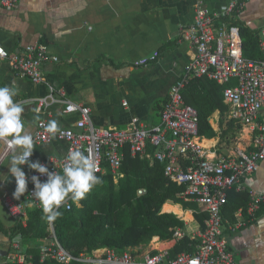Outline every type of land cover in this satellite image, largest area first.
I'll use <instances>...</instances> for the list:
<instances>
[{
    "label": "built area",
    "instance_id": "built-area-1",
    "mask_svg": "<svg viewBox=\"0 0 264 264\" xmlns=\"http://www.w3.org/2000/svg\"><path fill=\"white\" fill-rule=\"evenodd\" d=\"M21 0H0V8L9 13L16 10ZM245 0H230L217 9H209L204 0H195L194 17L191 24L181 27L177 32L178 45H185L190 51L183 74L168 90L167 101L160 113V123L150 128L128 125L125 129L113 127H95L91 120L88 106L73 103L64 87H55L47 81L44 65L56 64L58 58L47 52L41 43L29 44L21 49L8 52L0 45V67L5 63L18 77L35 86H44L46 93L20 101L23 106L36 105L39 115L48 116L52 106L63 107L65 115L77 114L78 119L69 128L53 138L45 127L47 120L40 119L34 125L32 134L34 146L63 142L66 146L62 157L48 156L39 162L49 171L62 172L66 155L70 150H81L90 156L99 167L97 175L109 172L114 180L122 177L120 172L124 150L130 156L157 161L163 166L164 177L184 189V203H194L205 214L204 228L188 236L183 251L176 255L171 250L186 237L181 229H175L170 249L157 250L144 248L118 251L110 248H97L90 252L83 251L72 255L58 242L53 221L47 224L45 243L39 248L41 264H239L229 251L223 236V208L230 189L244 190L247 178L259 169L264 161V56L260 60H248L242 52V39L235 22V13L240 14L245 7ZM248 27L250 23H245ZM260 47L264 55V31L261 32ZM158 52L133 63L136 68L145 67L155 61ZM207 79L221 86L222 97L227 108V119L242 127L249 128L251 140L248 148L237 150L232 156L213 155L205 157L193 141L198 136L197 111L183 101V91L194 79ZM234 83H231L233 82ZM126 106V103H123ZM4 143L6 155L11 149L8 139L0 138ZM152 149V153L148 149ZM32 157V156H31ZM31 157L29 159H31ZM186 160V166H183ZM36 175L41 182L46 175L33 170L29 178L25 199L41 210L40 203L31 193L34 185L31 176ZM144 190H138L141 196ZM250 202L246 208L248 220L254 219L261 204H264V192L248 191ZM4 206L11 217L21 220L26 226L25 207L10 197H4ZM71 200L61 206L69 210ZM242 224L228 225L232 230ZM9 251L0 264H30L23 251L20 234L9 236ZM28 259V260H27Z\"/></svg>",
    "mask_w": 264,
    "mask_h": 264
},
{
    "label": "crops",
    "instance_id": "crops-1",
    "mask_svg": "<svg viewBox=\"0 0 264 264\" xmlns=\"http://www.w3.org/2000/svg\"><path fill=\"white\" fill-rule=\"evenodd\" d=\"M40 1L42 7H34L32 11L34 15H37V19L31 20V23L33 22L37 28L35 37L18 38L16 36L18 29L16 25H13L15 29L11 32L15 35L14 41L10 43L7 41V35L2 36L0 45L8 52H12L43 40L48 54L58 58L56 64L44 65L47 81L55 87H64L67 97L73 103L88 106L91 109V120L95 127L120 129V126L127 127L130 124L145 128L158 125L161 110L167 101L168 90L183 74L184 67L191 56V51L185 45H178L176 39L178 29L188 26L193 21L195 0H56L54 3L52 0ZM228 1L230 0H204L206 6L214 10ZM35 3L36 0H33L29 6L35 5ZM23 5L26 8L25 3L21 0L17 11L20 12ZM46 6H48V13L52 15L50 19L44 18ZM244 9L235 16L234 20L242 24L250 23L248 27L258 32L260 45V40L263 41L260 34L264 31V0H247ZM39 11L40 13H38ZM6 13L0 8V14L6 16ZM2 24L6 27V20H0V26ZM154 52H158L159 56L148 66L139 68L133 66L134 62L148 57ZM4 85H15L19 89V94L15 98L18 102L46 93L44 86L32 85L29 81L18 77L5 63L0 67V86ZM112 91L118 92V95L124 98L131 95L135 97L139 103V110L136 111L132 108L131 113H123L122 109H127L130 106V103L128 104L125 100L119 106L121 108L119 113L116 110H110L107 102L99 107L100 111L97 110V105L104 103L98 102L97 96L110 94ZM124 102L126 106L123 105ZM92 105L96 112H103V118L93 116ZM23 107L25 111L22 114V119H25V116L32 118V124L28 126L24 120L27 128L29 126L33 128L31 133L25 129L32 136L34 125L37 122L34 117L39 114L36 111V105ZM62 110L63 107L60 105L52 106L48 110V116L39 115V117L40 119L45 118L47 122L53 119L57 120L60 128H69L78 119V115H65ZM107 110L110 112H105ZM224 116L227 118V111ZM210 117L213 125L215 127L217 125L216 128L219 131L220 111L215 110ZM210 117L207 119L208 123ZM228 121L239 126L236 122ZM211 129L214 132L212 127ZM240 130V139L248 140L249 144L246 147L248 148L251 130L245 127ZM216 135L215 137H218L219 132ZM200 139H203L206 144L210 141L205 137H200ZM210 142L215 146L206 149L203 153H207L205 155L208 157H213L214 154L218 155L219 140L217 143ZM0 143L3 148L0 154L1 165L6 157L12 155V150L2 156L5 147L2 141ZM236 146H233L232 154L237 150L246 149L234 148ZM65 152V144L54 141L50 144L35 146L30 161H40L48 156L62 157ZM184 162L186 163V160ZM186 165L188 164H183V166ZM22 168L26 176L33 171L27 165H23ZM15 187L14 177L7 169L0 178V189L3 190L0 203L6 210L7 217L14 219L15 223H9L0 215V251L6 252V254L9 251V236L11 237L16 231L14 229L18 225L22 228L25 227L22 226L21 220L10 216L3 203L6 196L15 202L22 203L25 207L26 193L19 200L15 199L13 196ZM249 190L264 192V161L257 172L245 180L244 190L230 189L227 192L226 206L222 211L223 236L227 240L229 251L239 264H264V204H261L254 219L248 220L246 208L250 202ZM185 204L195 205V208L187 209L192 214V222L183 223L196 229L191 234L197 233L202 229L193 227L196 225L195 215L204 213L194 203ZM181 206L184 208V205ZM230 224H242V226L232 230L228 227ZM158 242L172 243L171 247L174 245L171 240ZM44 243V240H25L22 237L21 250L29 258V260L27 259L29 262L32 260L31 251L36 249L39 257V248ZM154 245L155 243L151 242L148 248L160 250ZM148 248L143 250H148ZM4 259L5 257L0 256V261H4Z\"/></svg>",
    "mask_w": 264,
    "mask_h": 264
},
{
    "label": "trees",
    "instance_id": "trees-1",
    "mask_svg": "<svg viewBox=\"0 0 264 264\" xmlns=\"http://www.w3.org/2000/svg\"><path fill=\"white\" fill-rule=\"evenodd\" d=\"M233 16H237L236 13ZM233 24L239 29L244 58L262 59L258 32L238 21ZM39 43L44 44L43 40ZM221 90V86L201 78L190 81L183 91L184 103L197 111L198 136L214 143L219 139L213 138L211 127L216 134L219 131L210 116L215 110H219L221 115L227 111L222 102ZM210 145L213 144L210 142ZM148 151L152 153L153 150L149 148ZM120 172L122 177L117 180L109 172L99 175L102 183L94 187L78 205L71 201L69 210L60 208L62 214L53 221L59 244L72 255L103 247L124 251L143 248L150 241H170L173 231L179 228L186 233V237L175 245L171 254L174 256L183 251L189 234L196 230L184 224L193 220L187 209L195 208V205L183 203L184 189L164 177L160 163L139 156L132 158L128 149L124 150ZM138 190H144L145 193L138 196ZM25 210L26 226L22 228L18 225L11 236L20 234L25 240L43 241L48 233L47 219L42 210L34 208L28 201ZM205 217L204 214L195 215L196 225L193 227L203 229ZM27 231H31V238L26 237ZM31 253L30 264H41L36 249Z\"/></svg>",
    "mask_w": 264,
    "mask_h": 264
},
{
    "label": "clouds",
    "instance_id": "clouds-1",
    "mask_svg": "<svg viewBox=\"0 0 264 264\" xmlns=\"http://www.w3.org/2000/svg\"><path fill=\"white\" fill-rule=\"evenodd\" d=\"M18 94L19 89L15 85L0 86V138H9L8 147L12 150L8 169L16 185L13 196L19 200L28 188L29 178L23 165L46 175L44 182L36 175L31 176L34 185L31 196L40 203L44 217L49 222L55 221L62 214L60 208L66 200L70 199L78 205L94 187L102 183V178L97 175L99 167L90 156L78 149L70 150L66 155L62 172L49 171L39 161H30L34 140L25 131L22 119L25 109L15 99ZM34 120L39 121V115ZM45 130L53 138L61 131L58 121L54 119L47 123Z\"/></svg>",
    "mask_w": 264,
    "mask_h": 264
},
{
    "label": "rangeland",
    "instance_id": "rangeland-1",
    "mask_svg": "<svg viewBox=\"0 0 264 264\" xmlns=\"http://www.w3.org/2000/svg\"><path fill=\"white\" fill-rule=\"evenodd\" d=\"M33 0H23V3H25L26 8L24 7V5L22 6L21 11H17L14 10L11 14L10 13H6L7 15L4 16L2 14H0V20L5 21L6 20V27L4 26V24H2L0 26V37L2 36H6L7 35V41L12 43L14 41V33L11 32V30L15 29L13 27V25H16L17 27V31H16V36L18 38H33L36 35V30L37 28L35 27V25L33 24V22L31 23V20H35L37 19V15L33 14V9L34 7H42V3L40 0H36L35 5H31L29 6L30 3H32ZM56 0H52V2L54 3ZM61 1V0H60ZM39 2V3H38ZM38 3V4H37ZM62 3V2H61ZM64 4V2H63ZM245 4H247V1L245 2ZM29 6V7H28ZM245 8V7H244ZM245 9H243L244 11ZM15 12V14H14ZM40 13V11L38 12ZM52 17V15H50L48 13V6H46V11H45V15L44 18L45 19H50ZM9 30V31H7ZM149 65V64H148ZM147 65V66H148ZM71 73H73L72 70H70ZM118 92H114L112 91L110 94H102L100 96H97L98 102H104L101 105H97L96 109L100 111L99 107L102 106L103 104H105V102H107L108 108L110 110H116V112H120L121 108L119 106H121V102L123 100L127 101L128 104L130 103V106L127 109H122L124 110L123 113H131L132 108L136 111L139 110V103L137 102V100L135 99V97H133L132 95L129 96L128 98H124L120 95H118ZM92 108L94 109V117L97 118H103V112H96L94 106L92 105ZM105 112H110L109 110L105 111ZM24 116V115H23ZM23 119L27 122V126L29 124H32V118L31 117H27ZM24 118V117H23ZM24 121V122H25ZM126 126H120V129H125ZM217 127V125H216ZM25 129L29 130L28 132L31 133L32 132V127L29 126V128H27L25 126ZM241 130L233 123L229 122L227 120V118L224 115H221V120H220V126H219V146L218 149L219 151L217 152L218 155L220 154H230V156H232V151H233V146H236L234 148H239V149H243L246 148L249 144L248 140H241ZM213 132V131H212ZM217 136L214 132H213V137ZM243 139V138H242ZM210 142L207 144L206 147L210 148ZM2 144L0 143V154L2 152ZM202 154H207V153H203L206 151V149H201ZM207 155H205L206 157ZM11 155H9L8 157H6L0 165V178L2 177V175L6 172V170L8 169V165H9V159H10ZM3 190L0 189V196L2 195ZM196 209H198L196 207ZM0 215L6 220L9 221V223L13 224L15 223V220L12 218H8L7 217V213L6 210L3 208V205L0 203ZM12 230V228H11ZM16 230V228L14 229ZM13 230V231H14ZM27 235L26 237L31 238L30 233L31 231H27ZM31 242V241H29ZM151 243V241L144 246L143 248H148L149 244ZM152 248V247H151ZM150 250V248H148Z\"/></svg>",
    "mask_w": 264,
    "mask_h": 264
},
{
    "label": "bare ground",
    "instance_id": "bare-ground-1",
    "mask_svg": "<svg viewBox=\"0 0 264 264\" xmlns=\"http://www.w3.org/2000/svg\"><path fill=\"white\" fill-rule=\"evenodd\" d=\"M201 141H202V143H201ZM193 143L195 144V146H198L200 149H210V148H212L213 146H215V145H212L210 148L206 147L207 144L204 142L203 139H200V140L195 139V140L193 141ZM204 145H205V146H204ZM201 152H202V151H201ZM202 155H203V154H202ZM171 245H172V243H171V244H162V243L158 242V243H155L154 246H155V247H158L160 250H163V249H165V248L171 247Z\"/></svg>",
    "mask_w": 264,
    "mask_h": 264
},
{
    "label": "water",
    "instance_id": "water-1",
    "mask_svg": "<svg viewBox=\"0 0 264 264\" xmlns=\"http://www.w3.org/2000/svg\"><path fill=\"white\" fill-rule=\"evenodd\" d=\"M0 256H2V257H6V252H2V251H0Z\"/></svg>",
    "mask_w": 264,
    "mask_h": 264
}]
</instances>
